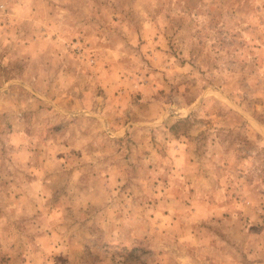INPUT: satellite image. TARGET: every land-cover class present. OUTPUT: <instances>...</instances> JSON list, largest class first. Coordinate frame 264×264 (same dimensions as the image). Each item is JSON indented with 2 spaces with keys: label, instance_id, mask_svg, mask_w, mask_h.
Wrapping results in <instances>:
<instances>
[{
  "label": "rangeland",
  "instance_id": "1",
  "mask_svg": "<svg viewBox=\"0 0 264 264\" xmlns=\"http://www.w3.org/2000/svg\"><path fill=\"white\" fill-rule=\"evenodd\" d=\"M0 264H264V0H0Z\"/></svg>",
  "mask_w": 264,
  "mask_h": 264
}]
</instances>
